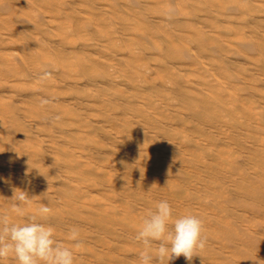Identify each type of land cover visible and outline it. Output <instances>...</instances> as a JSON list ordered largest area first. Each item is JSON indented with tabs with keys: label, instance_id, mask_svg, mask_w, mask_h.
<instances>
[{
	"label": "bare ground",
	"instance_id": "6f19581e",
	"mask_svg": "<svg viewBox=\"0 0 264 264\" xmlns=\"http://www.w3.org/2000/svg\"><path fill=\"white\" fill-rule=\"evenodd\" d=\"M163 200L208 241L162 264H264V0H0V215L139 264Z\"/></svg>",
	"mask_w": 264,
	"mask_h": 264
},
{
	"label": "clouds",
	"instance_id": "9594fccd",
	"mask_svg": "<svg viewBox=\"0 0 264 264\" xmlns=\"http://www.w3.org/2000/svg\"><path fill=\"white\" fill-rule=\"evenodd\" d=\"M171 11V10H170ZM44 73L42 79L49 77ZM53 101L49 98L40 99L43 108ZM54 120H59L57 115ZM15 203L12 211L24 216L23 206L29 203V197L23 191L13 196ZM51 209L42 204L37 214L28 217L30 222L23 225L10 223L7 215H0V260L12 255L18 264H75L73 249L83 247L80 239V230L73 227L69 233V240L73 242L72 248L65 247L63 243L53 238V228L46 227L37 222V217H46ZM173 209L166 201H159L156 210L149 212L143 219L142 226L135 236V240L144 245V251L139 254V264H153L154 259L163 262L179 258L181 255L191 261L197 251H203L208 238L204 234L203 221L193 214H186L174 221ZM171 223V229L169 224ZM160 242L152 254V245Z\"/></svg>",
	"mask_w": 264,
	"mask_h": 264
}]
</instances>
